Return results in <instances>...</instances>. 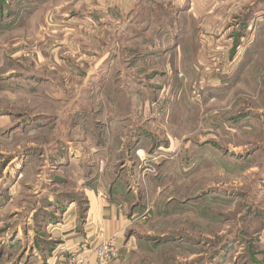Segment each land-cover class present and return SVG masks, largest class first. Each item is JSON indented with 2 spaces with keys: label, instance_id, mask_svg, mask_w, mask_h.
Here are the masks:
<instances>
[{
  "label": "rangeland",
  "instance_id": "obj_1",
  "mask_svg": "<svg viewBox=\"0 0 264 264\" xmlns=\"http://www.w3.org/2000/svg\"><path fill=\"white\" fill-rule=\"evenodd\" d=\"M263 7L0 0V255L53 264L113 196L107 264H264Z\"/></svg>",
  "mask_w": 264,
  "mask_h": 264
},
{
  "label": "crops",
  "instance_id": "obj_2",
  "mask_svg": "<svg viewBox=\"0 0 264 264\" xmlns=\"http://www.w3.org/2000/svg\"><path fill=\"white\" fill-rule=\"evenodd\" d=\"M260 15V20L264 21V7L262 10L257 11ZM254 17V16H253ZM252 19V16H251ZM93 203V208L96 215V221L87 223L90 227L84 229V235H79L74 237L72 234L71 225L63 226L64 230L59 229L65 234L61 235V240L63 243L59 245L54 251V255L51 258L53 264H61L63 258L68 256L70 253L76 254H87L90 261L93 262L95 257L92 253V248L89 247V243H97L113 234H119L120 231L125 226L126 209L125 206L116 200V198H106L101 196L95 197L91 200V206ZM91 210V209H90ZM94 224V225H93ZM69 231V232H67ZM16 261V263H14ZM25 260L17 261L15 259L6 258L5 255H0V264H28L24 262Z\"/></svg>",
  "mask_w": 264,
  "mask_h": 264
},
{
  "label": "built area",
  "instance_id": "obj_3",
  "mask_svg": "<svg viewBox=\"0 0 264 264\" xmlns=\"http://www.w3.org/2000/svg\"><path fill=\"white\" fill-rule=\"evenodd\" d=\"M92 253L95 257L93 262L90 261L87 254L70 253L63 258L61 264H107L114 260L118 255V247L114 236L108 237L97 243H89Z\"/></svg>",
  "mask_w": 264,
  "mask_h": 264
},
{
  "label": "trees",
  "instance_id": "obj_4",
  "mask_svg": "<svg viewBox=\"0 0 264 264\" xmlns=\"http://www.w3.org/2000/svg\"><path fill=\"white\" fill-rule=\"evenodd\" d=\"M113 197V196H112Z\"/></svg>",
  "mask_w": 264,
  "mask_h": 264
}]
</instances>
